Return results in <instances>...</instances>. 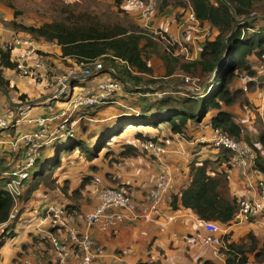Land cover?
Here are the masks:
<instances>
[{
	"label": "trees",
	"instance_id": "trees-1",
	"mask_svg": "<svg viewBox=\"0 0 264 264\" xmlns=\"http://www.w3.org/2000/svg\"><path fill=\"white\" fill-rule=\"evenodd\" d=\"M162 2L166 6L172 4L176 8L186 6L184 0ZM189 2L196 18L202 23L209 24L216 32L215 38L204 45L199 59L193 61L186 60L183 56L173 57L164 51L160 52L159 42L147 35L130 13L121 8V1L115 9L113 8L114 11L108 4L102 6L101 0H75L70 4L58 1L56 6L54 2H50V9L55 15L52 20L40 25H25L18 22L21 12L15 9V5L10 0H0V3L14 11V19L5 23L17 32L25 33L38 41L56 43L61 49L62 58L72 60L75 65L103 60L101 72L110 73V70H114L116 76L124 82L123 91L113 102H105L80 111L85 118L81 119L77 129L73 130L71 124H68L66 130L48 135L50 139L55 137L53 141H56L51 148L56 154L45 161H41L40 157L36 158L28 179L32 185L28 193L38 190L44 183H55L56 171L71 153H81L92 161L105 149L111 154L109 147L117 142L119 136L124 135L129 126L138 130L134 135L138 141L154 142L161 146L160 138L170 139L175 135H182L192 139L189 129L195 130L198 125L201 127L202 123L206 125L208 122L215 132L219 131L235 141H244L254 150L256 160L251 171L261 174V181L264 183V111L259 100L262 94L258 99L260 110L258 108L254 110L259 146L256 147L244 136V127L236 121L232 112L234 107L245 111L251 108L252 101L259 97L257 92L260 89L264 90V70L261 72L258 69L264 68V0H189ZM241 21L243 23L239 25ZM235 27L237 29L232 34ZM227 51L229 55L218 70L216 81L211 84L212 90H208L205 98L198 99L197 96L191 95L185 102L177 105L163 100L159 108L165 109L162 113H155L153 116L138 114L137 118H123L128 115L123 111L128 106L125 103L129 102V96L126 94L129 82L135 81L139 85L142 78L154 75L151 65L154 56L161 59L165 78H172L181 71L193 80L208 74L212 76L225 59ZM15 68L11 48L1 49L0 88L7 94L10 83L3 75L4 69ZM241 75L258 80L250 82L245 91L239 84ZM133 87L137 88L134 85ZM14 90L17 91L16 88ZM167 98L166 101H170L171 97ZM19 102L33 104L26 94L19 96ZM166 104L170 107H164ZM84 124L88 126V130L83 127ZM148 130L158 131L159 135L156 132L151 136ZM157 135L160 137L159 140ZM22 137L18 138L20 144L28 148L21 140ZM92 139H95L96 143L91 144ZM41 142L45 144V140ZM143 151L146 152L144 148L126 146L121 156L127 155L131 158L140 152L144 155ZM218 151L216 159L202 160L195 156L188 162V184L181 190V195L173 194V204L179 203L184 209L195 213L201 221L226 226L235 223L241 206L240 198L232 197L230 193L229 172L234 168L235 154L224 148ZM259 193L261 194L260 190ZM14 207L15 200L8 190L0 189V225L11 220ZM65 209L67 215L75 211L73 205H67ZM80 216L83 218V214ZM257 221H263L264 224V218L252 219L249 223L254 224ZM14 235L15 233L4 232L0 237V247L6 236ZM226 242H228L226 264H247L251 259L257 264H264V242L254 233L248 234L247 243H230L228 238ZM202 264L215 263L205 261Z\"/></svg>",
	"mask_w": 264,
	"mask_h": 264
},
{
	"label": "crops",
	"instance_id": "crops-1",
	"mask_svg": "<svg viewBox=\"0 0 264 264\" xmlns=\"http://www.w3.org/2000/svg\"><path fill=\"white\" fill-rule=\"evenodd\" d=\"M119 1H121L122 3L123 0H118L117 2ZM113 5L114 9L116 8V6H118L115 4ZM174 8L176 7H174L172 4H168L166 6L163 2H161L160 12L157 18L154 20V24L163 26L168 18L162 19V16L169 10L173 11ZM13 19L14 11L8 8L3 3H0V50H5L9 46H12L14 40L18 38L27 41L28 39L35 40L25 33L17 32L5 23L12 21ZM33 42L37 45L38 50L36 53L39 56H42L44 60L48 62L50 66H52V68L50 69V74L51 72H53L55 75H61L67 74L71 70L81 71L80 68H78V65H75L72 60L62 58L60 47H52L45 41L35 40ZM26 49V46H20V50L17 49L15 54H12V56L16 55V53L18 52H23ZM33 59L35 58H32L30 61H32ZM99 62L103 63V60H100ZM6 70L8 69H4V72ZM103 73L105 72H102L101 74ZM3 75L5 76V73H3ZM16 75L19 78H24L19 76L17 73ZM107 75L108 73L106 72L105 77L99 82H87L88 78L79 76L77 78L71 79L69 89L72 90L76 83L83 82L81 84L83 87H80L83 88V92L93 91L97 88V85L107 77ZM5 78L7 79L6 76ZM14 88H16L18 91L17 87ZM57 89V85H55L54 87H50L47 78L39 80L28 78V99L33 104L28 103V106L25 107L26 110L28 109L27 112H25V109H23L24 119L16 127L10 130L11 132L9 136L14 140L7 138L0 140V160L6 159L8 162L5 164L4 168L0 169V180L7 178L6 174L14 171L16 167L19 168L23 162L24 151L18 158V148H24L23 145L20 144V139L18 140V138L27 134H33L37 130H39L37 124H30L28 123V120L53 117L54 114H50L46 109V107H48L49 105H55L57 111L66 106V98H62L60 101H50L51 97L57 91ZM20 104L21 103H18L17 109H19L18 107L20 106L24 108V106H22L23 104ZM10 106L14 105L11 102L9 94H7L3 90H0V115L8 114L10 112L8 109L10 108ZM83 118L85 117L81 115L80 112L76 113L73 116L72 120L77 121L76 129L78 128L79 122ZM207 120H209V118ZM55 124H57V121H51V123L47 126V131L50 135H53L56 131ZM196 129L194 131H196ZM198 134L200 133L197 132V135ZM202 135L205 136V138L211 137V140H213V138L215 137V131L210 127V122L203 126ZM178 136L180 135H175V140L177 142L176 146L186 145L185 149H167L166 154L161 157V160H158L154 156L152 157L147 153L148 155L145 156V159L147 160L146 162L140 160L137 163V161H134L135 165L126 164V170L122 171V176L119 180L118 185H122L125 190L131 191L132 197L134 199L135 211L139 212L141 215H144L145 212L149 210V206L151 203L150 190L154 186V178L156 175L167 171L173 174L174 182L176 185V192H181V190H183V188L188 184L187 164L195 157L194 155L193 157L189 158L188 155L192 154L191 151H193V149L191 147L195 145V142L197 140H203L202 138L204 137H194L193 140L188 141L187 143L184 141V139H186L185 137H181L180 139V137ZM218 154L219 151L213 159H216ZM12 159L15 161H10ZM16 160H21L22 162L15 164ZM129 162L130 161H127V163ZM12 165H15V167H13ZM81 167L84 169L86 165L82 164ZM232 170L236 171L232 172L231 176L229 175L231 196L241 198L246 194L244 184H246V178H248L253 181L255 186V189L252 191L251 196L253 199H258L259 191L256 186L259 184V181L262 182V175L257 172L255 173L251 171L252 173H250V176L244 177L240 169L233 168ZM104 171L105 173L109 172L112 175L117 176L115 171L113 169H110L109 167L104 168ZM138 171H140V173H138ZM151 175H153V177L150 178ZM101 178L106 185L105 188H111L109 186L117 185L106 180L104 176H101ZM98 194L96 198L94 196V198L91 199L92 202H90L91 204L89 206L83 207V209H81V214H83V216H86L98 207ZM173 194H175V192ZM173 194H170L165 198L151 220H126L124 221V223L120 224L118 226V229L121 235L120 233H118L117 235H112L107 232H101L97 227H93L89 231V233L98 246H102L101 244L105 243L110 238L116 240L117 238L115 237H117L118 235H120L121 239L126 240V244L123 245L121 250H107L104 247L106 253L96 258L93 264H202V262L205 261H211L215 264H225L221 258L217 257L214 254L213 247L204 245V243L201 241V238L205 237L206 235L201 226V220H199L196 214L192 211L181 207L179 203L178 205H174ZM59 196L62 197L61 195ZM44 203L40 204L39 206L42 207L43 210V219L41 220L39 225L35 227L34 232H39L46 235L48 240L36 239L37 241H39L38 247L40 248H33L29 250L30 253L34 255L41 253L42 258L40 261H33L29 259L22 260L17 264L21 262H30L31 264H54L55 254L52 240L56 239L61 243L69 244L70 231L72 229L86 231V227L82 218L78 219V216L73 217V214L67 215L66 226L56 228L52 227L50 224H48L49 221L46 219L47 208L51 205H57L66 208L67 205L57 204L50 201L49 204L44 207ZM22 212L19 213V216ZM11 222L12 221L10 220L6 224L0 225V229H7L11 227ZM41 226L45 227L41 228ZM221 228L223 231H225L224 236L226 239L228 238L230 243H247L248 234L250 233H254L255 236H257L262 242H264L263 221H257L254 224H250L249 222L240 224L232 223L231 225L221 226ZM32 231H30V235L33 234ZM26 252L28 253V248L26 249ZM69 264H74V262L70 261Z\"/></svg>",
	"mask_w": 264,
	"mask_h": 264
},
{
	"label": "built area",
	"instance_id": "built-area-1",
	"mask_svg": "<svg viewBox=\"0 0 264 264\" xmlns=\"http://www.w3.org/2000/svg\"><path fill=\"white\" fill-rule=\"evenodd\" d=\"M162 0H123L121 8L134 15L140 26L147 35L152 36L153 39L159 40L164 52L173 57L183 56L186 60H197L203 52L204 45L207 41L215 38L214 31L206 24L200 22L191 7L189 0H184L185 10L174 9L173 14L165 21L160 28L154 27V20L157 18ZM35 40L16 39L11 48L12 54L16 50H20V46H26L27 49L23 52H18L12 56V61L16 64L15 72L24 78L43 79L47 78L50 87L57 85L58 89L51 97L50 101H60L66 98V106L56 110L55 105L46 107L50 114H54L51 118H40L35 120H28V123H35L39 130L33 134H27L22 137V141L29 148L25 152L24 160L21 164L23 168H18L16 172L12 171L6 174L9 180L8 192L16 199L20 193L16 192L17 187L24 184L31 176V170L36 160V148H40V142L43 140L53 141L55 137L49 138L47 126L51 121H57L59 126L56 131H64L67 125L71 124V128L75 130L77 121H73V116L82 110L92 108L105 102H113L114 98L123 91L124 82L116 76L114 70H110L107 77L97 85V88L90 92H81L74 94V88L70 90L71 79L82 76L83 78L91 79L97 73L102 71V63L99 61L93 63H80L78 68L81 71L71 70L67 74L55 75L50 74L52 66L39 56L37 52V45L33 42ZM49 43L52 47L59 48L56 43ZM6 48V49H8ZM32 58V61H30ZM28 61V63H27ZM217 70L212 73L211 81L216 78ZM116 77H115V76ZM186 83H192V79L186 75L182 77ZM243 83V89L247 91L250 82L257 81L256 78H248L245 75L240 77ZM48 101V102H50ZM262 103V110L264 111V97ZM18 115L20 119L15 118L13 121L8 115H0V132L11 130L16 127L24 119V111L20 106L18 107ZM29 108V107H28ZM28 110V109H27ZM10 113V112H9ZM58 129V130H57ZM207 144V141L202 142ZM43 144V143H42ZM213 147L217 149H228L235 154L234 168L242 171L244 177L250 176L251 169L256 160V153L244 141H235L219 131L215 132V137L211 140ZM145 150L150 156L161 160V157L166 154V148H156L152 142H147ZM154 147V148H153ZM14 177V178H13ZM247 182L244 184L246 194L240 198V210L235 217V223L240 224L250 222L252 219L257 220L264 218V183L259 181L256 186L260 190L258 199H253L251 194L255 189L253 181L246 178ZM176 192V185L173 174L170 172L162 173L154 183L150 190L151 203L149 210L141 215L135 211L134 199L131 194L119 188L111 187L102 189L99 194L98 207L83 216L82 220L86 227V231L79 229H72L70 231V242L64 244L56 239H53V249L55 254L54 264H93L95 259L104 254L101 246H98L92 239L89 231L93 227H97L101 232H107L112 235L119 233L118 226L126 220H151L159 206L163 203L165 198ZM46 219L52 227L66 226L67 212L66 209L57 205H51L47 208ZM201 226L205 231V237L201 238L204 245L213 247L214 254L221 258L226 264L227 243L224 236L225 231L221 226L212 223L201 221ZM19 264H31L30 262H21ZM49 264V263H40ZM247 264H257L252 259Z\"/></svg>",
	"mask_w": 264,
	"mask_h": 264
},
{
	"label": "rangeland",
	"instance_id": "rangeland-1",
	"mask_svg": "<svg viewBox=\"0 0 264 264\" xmlns=\"http://www.w3.org/2000/svg\"><path fill=\"white\" fill-rule=\"evenodd\" d=\"M10 1L15 5V9H18L21 12L20 16L18 17V22L23 23L25 25H40L45 21L52 20L55 15L53 11L50 9V2H54V6L58 4L57 3L58 1H62L68 4L75 2V0H10ZM117 1L118 0H101V5L102 6L109 5L111 10L114 11L113 4L117 5L118 3ZM177 7L181 8V10H185L183 8H185L186 6L182 5ZM172 14L173 11L169 10L166 12V14L162 16V19H167ZM130 16L133 18V20H135L136 24L139 25V27H141L137 19L134 18V15H130ZM158 26L159 25L154 24L155 28H160ZM208 26L211 28L210 25ZM211 30L213 31L212 28ZM214 33L216 35L215 31ZM156 41L159 42L160 52L164 51L162 43L159 40ZM153 58L154 59L151 60V65L154 70V75L152 77L146 76L142 78V82L140 81L141 83L139 85L136 84L135 81L133 82L131 81V83L129 82L130 86L127 87L126 90V94H128L129 96V102L125 103L128 106L125 109L126 111L125 110L123 111L126 112L128 115H126V117L123 118L126 119L137 118L138 114H140L139 116H142L143 114L147 116L148 115L153 116V114L155 113L159 114L165 111V109L162 110L159 109L160 103L163 100H165V102H168L169 104L177 105L182 102H185V100H187V97L191 95L197 96L198 99L205 98L207 96L208 90L209 89L212 90L213 86L211 87L212 81H211V76H209V74L204 75L202 78H200L199 75L198 77L200 79H193L192 83L185 82V80L182 78L184 73L181 71L177 72V74L174 75L172 78H165L164 76L165 69L161 59L158 56H154ZM257 64H255V66H257ZM258 69L261 72L264 70V68H258ZM4 73L5 76L7 77L6 80H9L10 83L9 96L11 98V102L14 106H16V107L10 106V108H8L10 113L6 115H8L9 118L13 121L15 118L20 119V117L18 116L17 105L18 103H21L19 102L20 95L25 93L28 96V78H19L17 77L16 73L13 70H9V69L6 70ZM101 73L102 72L97 73V75L87 80V82L90 81L99 82L101 79L105 77L106 72L103 74ZM241 76H239V79ZM256 79L258 80V78ZM240 81L241 79L239 80V84L243 86V83ZM82 83L83 82H78L74 85L75 95L81 92L80 87H83L81 85ZM133 85L137 88H134ZM14 87H17L18 91H15ZM257 93H259V97H257V99H254L256 102L252 101L253 105L251 106V108L249 107L245 111L239 107H234L232 111L235 114L236 121L242 124L244 127V136L250 139L251 142L256 145V147L259 146L260 143L257 141V138L259 139V135H258L259 133L255 125L254 110L255 108H258L260 110L258 105L259 100L262 108L264 90L260 89ZM260 95H261V99H259ZM167 97H171L169 99L170 101L168 100L166 101V99H168ZM21 104H23L22 106H24L23 109H25V107L28 106V102ZM164 107L168 108L170 107V105L166 104V106ZM25 112H27L26 109ZM58 126L59 124H55V129ZM203 126H205L204 123L201 124V127L200 125H198L197 126L198 128L196 127L197 128L196 131H194V129L193 130L189 129V132H191V134L189 135H192V139L191 138L184 139V141L188 143V141L193 140L194 137H204L202 138L203 140H197L195 142V145L191 147L193 151H191L192 154L188 155L189 158L195 155V156H199L200 159H205V158L213 159L218 153V149L213 147L211 144V137L205 138V136L202 135ZM83 127L88 130V126H86L85 124ZM84 128L82 129L83 131ZM128 128L129 129L124 133V135L119 136L116 139L117 142L112 143V145L109 147L110 148L109 151L111 152V154H109V152L107 151L108 149H105L97 159L92 161L87 159L81 153L78 152L71 153L70 157L65 156L67 158L64 159L63 164L56 171L55 176L57 175L58 179L56 180L55 183H50V184L44 183L42 187H40L38 190L36 191L32 190V192L30 191L29 193L28 191L32 186L31 180L24 181V184L21 186H16L17 187L16 192L20 193V196L14 199L15 207L11 218L12 221L10 223L11 227L7 229L6 228L0 229V237L4 232H6L7 234H11L12 232H14L15 235L14 237L6 236L4 238V242L0 247V264H17L18 262L27 259L33 261L41 260L42 258L41 253L34 255L30 253L29 250L33 248L36 249L40 248L38 247L39 241H37L36 239L48 240L46 235L41 234L39 232H34L35 227H37L41 222V220L43 219V210L42 207L39 206L40 204L44 203L45 200H49V201H45L44 207H46L50 201L62 205H70V206L73 205L75 211L72 216L73 217L78 216V219H80L82 218V216H80L82 215L81 209H83V207L89 206L91 204L90 202H92L91 199H93L94 196L96 198L97 194L102 189H106L105 188L106 185L102 181L101 176H104L105 179L110 181L111 183L117 184L109 187L119 188L132 195L130 190L127 191L122 187V185H118L119 180L121 179L122 176V171L126 170V166H125L126 164L135 165L134 161H137L138 163L140 160L146 162L147 160L145 159V156H147L148 154L146 153L147 151L146 152L143 151L144 156H142L140 152L136 154V156L128 158L127 155L121 156V153L123 152L121 150H123V148H126V146H133L135 148H145V146L148 145H146L147 142L138 141L136 139V136L134 135L138 133V130L132 129V127L130 126ZM148 131L149 133L151 132V130ZM10 132L11 131L9 130L0 132V140L6 138L14 140L9 136ZM197 132H199L200 134L197 135ZM155 133L159 135L158 131H155V132H151V136H153V134ZM158 135L157 138L159 140L160 137ZM178 137H180L181 139L182 135ZM170 139L160 138L159 141L162 142L161 146L158 143H154V142L152 143L154 146H156V148H166V150L170 148H176V149L186 148L185 147L186 145L176 146L177 142L175 140V137L174 138L170 137ZM205 140H207V144L202 143ZM55 141L45 140V144L44 143L42 144V142H40L41 147L36 148L37 149L36 157H40L41 161L42 160L45 161L48 158H53L56 152L53 151V148H51V146H53L52 144ZM94 143H96V140L92 139L91 144ZM28 149L29 148H18V158L22 155V152L24 151L23 152V160H24L25 152H28ZM136 152H138V150ZM10 161L14 162L15 160L12 159ZM127 161L130 162L127 163ZM20 162L22 161L16 160L15 164ZM6 163H8L6 159H1L0 169L4 168ZM82 164L86 165L84 169L81 167ZM12 166L15 167V165ZM106 167L113 169L117 174V176H114L109 172L105 173L104 168ZM20 168H23V166H21ZM17 169L18 168L16 167L14 169L15 170L14 172H16ZM235 171L236 170H232L229 173V175L231 176V173ZM138 173H140V171H138ZM161 174L156 175L154 181ZM108 176H112V177H108ZM151 177H153V175H151L150 178ZM8 183H9L8 178L0 180V189H2L3 187L4 189L8 190ZM59 195H61L62 197H60ZM20 212L22 213L19 216ZM44 227L45 226H41V228ZM30 231L33 232L32 235L29 234ZM120 235L115 237L117 238L116 240L110 238L108 241L101 244L104 253H106L104 247L107 250L110 249L121 250L123 245L126 244V240L121 239ZM27 248H28V253L26 252Z\"/></svg>",
	"mask_w": 264,
	"mask_h": 264
},
{
	"label": "water",
	"instance_id": "water-1",
	"mask_svg": "<svg viewBox=\"0 0 264 264\" xmlns=\"http://www.w3.org/2000/svg\"><path fill=\"white\" fill-rule=\"evenodd\" d=\"M242 23H243V22L241 21V22L239 23V25L242 24ZM236 29H237V28L235 27L234 30L232 31V34L235 32ZM228 55H229V51L226 52V54H225V59L223 60V62H222L221 65L219 66V68H217V71H218V70L220 69V67L224 64V61L227 59V56H228ZM0 90H3V89L0 88ZM3 91H4V90H3Z\"/></svg>",
	"mask_w": 264,
	"mask_h": 264
}]
</instances>
